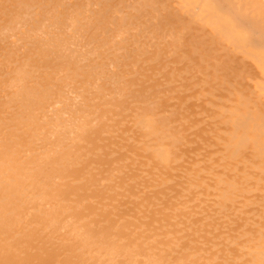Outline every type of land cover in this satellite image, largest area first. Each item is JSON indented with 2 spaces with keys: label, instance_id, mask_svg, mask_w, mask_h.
<instances>
[{
  "label": "bare ground",
  "instance_id": "6f19581e",
  "mask_svg": "<svg viewBox=\"0 0 264 264\" xmlns=\"http://www.w3.org/2000/svg\"><path fill=\"white\" fill-rule=\"evenodd\" d=\"M0 264H264V0H0Z\"/></svg>",
  "mask_w": 264,
  "mask_h": 264
}]
</instances>
